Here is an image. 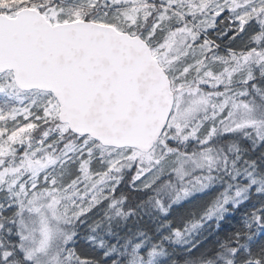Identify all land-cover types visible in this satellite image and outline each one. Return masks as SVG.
Masks as SVG:
<instances>
[{
	"label": "snow or ice",
	"instance_id": "snow-or-ice-1",
	"mask_svg": "<svg viewBox=\"0 0 264 264\" xmlns=\"http://www.w3.org/2000/svg\"><path fill=\"white\" fill-rule=\"evenodd\" d=\"M0 264H264V0H0Z\"/></svg>",
	"mask_w": 264,
	"mask_h": 264
}]
</instances>
